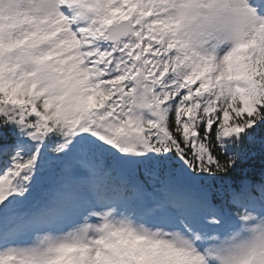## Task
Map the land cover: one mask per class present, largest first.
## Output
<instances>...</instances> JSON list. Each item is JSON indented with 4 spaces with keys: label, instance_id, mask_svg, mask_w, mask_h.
<instances>
[{
    "label": "snow or ice",
    "instance_id": "obj_1",
    "mask_svg": "<svg viewBox=\"0 0 264 264\" xmlns=\"http://www.w3.org/2000/svg\"><path fill=\"white\" fill-rule=\"evenodd\" d=\"M0 264H264V0H0Z\"/></svg>",
    "mask_w": 264,
    "mask_h": 264
},
{
    "label": "trees",
    "instance_id": "obj_2",
    "mask_svg": "<svg viewBox=\"0 0 264 264\" xmlns=\"http://www.w3.org/2000/svg\"><path fill=\"white\" fill-rule=\"evenodd\" d=\"M254 166L257 170L259 169V161L257 160L255 162V165H252L251 162H245V164L243 165V167H252Z\"/></svg>",
    "mask_w": 264,
    "mask_h": 264
}]
</instances>
